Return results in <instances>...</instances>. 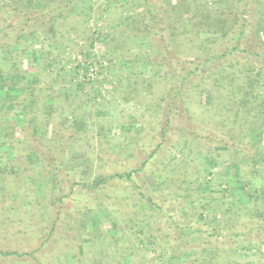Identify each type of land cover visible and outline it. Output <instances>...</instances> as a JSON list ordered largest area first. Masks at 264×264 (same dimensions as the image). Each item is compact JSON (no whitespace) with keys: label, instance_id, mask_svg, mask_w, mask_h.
Instances as JSON below:
<instances>
[{"label":"trees","instance_id":"obj_1","mask_svg":"<svg viewBox=\"0 0 264 264\" xmlns=\"http://www.w3.org/2000/svg\"><path fill=\"white\" fill-rule=\"evenodd\" d=\"M239 1L242 2L241 9L236 10L234 8ZM128 5L138 9V12L134 15H123L122 10ZM89 19L94 21L93 31L87 29ZM72 35L75 36V41L82 39L89 49H98L101 60H107L110 64L116 58L130 65H137L138 58L139 61L146 62L145 54L141 53L137 57L130 55L129 50L149 39L150 61L146 64L152 63L155 68L167 72L168 75L162 80L167 93H162L154 103L156 109H163V118L157 123L162 143L168 139L171 128H174L172 120L176 116L193 119L189 103L185 101L191 94L192 102L203 114L205 123H202V127L195 125L192 129L190 126L180 130L182 136L187 137L189 142H196L201 146L225 147L245 157L247 161L243 164V170L248 174V185L253 192L248 196L249 201H264V146L254 142L255 133L252 127L255 121L264 124V0H0V175L3 177V184H7L8 160L11 162L13 159L15 162L20 150L27 152L25 157L29 155L43 163L52 172L51 176L55 177L53 169L62 164L63 159L56 157L55 151L58 148L52 143L64 142L59 147L61 154H57L63 157L70 152L66 153V148L75 141V133L85 131L84 123L73 109V103L71 106L69 102L64 104L63 111H57L55 103L40 114L41 104H45L46 97L62 96L57 93L58 89L45 84V78H50V71L60 56L69 47L75 46ZM28 55H33L32 65L26 62L25 57ZM96 64L99 71L103 70L98 62ZM60 71L63 72V69ZM95 80L81 79L82 83L79 82L75 87L82 91L84 84L93 83ZM69 82L71 83L70 80ZM119 83L112 84L111 93L118 92L121 87ZM135 83L130 82L129 86H137ZM205 91L211 92L209 106L200 100ZM13 102H19L32 115L28 126L22 127L21 132L15 130V124L8 120V105ZM46 110L50 111L47 113ZM57 112L60 113L53 116ZM60 130L63 135L64 132L74 131L68 135L69 143L59 134ZM49 132L52 135L47 139ZM58 134L60 136L55 138ZM40 140L48 152L40 149ZM4 146L8 150L2 149ZM250 151L253 153L250 154ZM155 153L156 151L153 154ZM149 160L151 158L143 161L140 169L99 176L94 183H82V186L94 192L100 189V184L108 181L114 180L118 183L123 177L132 179L134 172L149 166L152 162ZM239 168L236 166V176L243 178ZM85 177L83 175L81 181ZM57 182L62 193L59 198L60 210L65 197L64 191L68 188H63L66 182ZM8 184L3 186L8 189ZM140 196V200L146 198L142 194ZM154 197L155 194L148 197V202L160 211V219L162 216L166 217V209L160 208ZM10 201L8 203L4 199L0 200V229L6 231L8 214L14 213L9 228L15 230L17 235L25 233L27 237V229H17L22 213L27 210L22 211L20 206H13L19 202L13 195H10ZM162 201L164 204L170 202L169 199ZM59 210L56 213L58 215ZM230 210L231 207H228V215ZM243 216L247 219H258L254 225L244 224L243 227H250L247 230L233 232L230 226L224 234L230 238V243H237L236 237H250L252 229L257 226L260 228L258 234L264 233V207L256 216L247 213ZM14 218H17L18 223ZM230 218L232 217H227L224 225L230 222ZM129 220L131 225L126 226L139 228L135 219ZM212 221L216 219L213 217ZM179 224L172 214L168 215L164 229H159L161 235H149L145 241L133 237L132 241L137 248H149L151 252H155V247L160 245L158 242H164L167 250L162 251L160 258L164 256L163 253L168 256L178 248L192 245L196 250L201 247L203 264H238L235 245L222 247L223 242L217 241L219 231L206 234L205 243L197 247L194 241L184 237V230L189 227ZM52 229H55V225L49 229L41 245L48 240L57 241ZM138 230L135 234L139 236ZM169 230L171 233L166 232ZM5 239H1L2 242ZM258 239L259 235L247 241L252 245ZM4 242L0 256L8 257L11 260L8 264H44L33 253L9 251L8 243ZM88 252L83 255L86 262L93 260L95 264L131 263V257L127 261L122 256L120 262L117 255L107 250L100 256ZM71 258L76 259L77 263H83L75 255ZM171 258L176 256H169V261Z\"/></svg>","mask_w":264,"mask_h":264},{"label":"rangeland","instance_id":"obj_2","mask_svg":"<svg viewBox=\"0 0 264 264\" xmlns=\"http://www.w3.org/2000/svg\"><path fill=\"white\" fill-rule=\"evenodd\" d=\"M241 4L239 1L234 9L240 10ZM129 10L130 12H125L130 15L138 12V9ZM86 26L93 31L94 21L89 19ZM75 40L72 35L75 46L72 45V48L69 47L60 56L50 71V78H45V84L58 89L57 93L62 96L46 97L45 104H41L40 114L55 103L57 111L65 110L64 104L69 102L71 106L73 103L75 108H72L84 123L85 131L75 133L76 139L70 144L68 135L74 131L64 132L63 135L60 130L59 134L64 136L70 146L66 148V153L70 152L63 157L57 156L61 154L59 147L64 142L52 143L58 148L55 151L56 157L63 159V163L53 169L56 178L51 176L52 172L43 163L29 155L25 157L27 152L20 150L21 153L19 148L15 162L13 159L11 162L8 160V178L5 182L9 184L6 189L3 185L7 184H3V177L0 175V200L10 203V195H13L19 201L13 206H20L22 211L27 210L22 213V219H19V226L17 225L20 231L27 229V237L25 233L17 235L15 230L9 228L14 213L8 212V227L4 232L0 229L1 239L6 238L8 241L5 239L6 244L8 243L7 249L33 253L44 264H95L93 260L86 262L84 253L89 251L90 254L100 256L106 250L117 255L120 262L122 256L127 261L131 259L128 264H203L201 247L199 250L192 248V245L181 247L168 256L163 253L164 256L160 258L162 251L167 250L164 242H158L160 245L155 247V252H151L149 248H137L132 241L133 237L145 241L149 235H161L159 229H164L168 215L172 214L178 223L189 227L184 230V237L194 241L197 247L205 243L206 234L219 231L217 241L223 242L222 247L235 245L238 264L248 261L251 264H264V233L258 234L259 226L252 229L250 237H236L237 243H230V238L224 235L230 226L235 232L249 229L250 227H243L246 223L254 225L258 218H244V213L256 216L263 211V200L249 201L248 198L253 192L248 185V174L243 170L246 158L225 147L201 146L196 142H189L180 133L186 127H202L204 122L203 114L195 107L191 94L185 101L189 103L193 119L176 116L172 120L174 128H171L168 139L162 143L157 123L163 118V109H156L154 103L162 93H167L162 80L168 75L167 72L155 68L152 63L146 64L150 61V40L145 39L142 45L130 48V55L139 57V54H145L147 61L142 62L138 58L137 65L122 63L118 58L110 64L107 60H101L98 49H89L82 39ZM25 58L28 65L34 63L33 55ZM80 61L98 62L103 68L97 80L84 84L82 91L75 87L82 83L78 76ZM133 81L138 88L129 86ZM118 82L121 84L118 92L111 93L112 84ZM210 93L205 91L200 99L206 106L210 105ZM124 99L127 100L123 102ZM8 111V120L15 124V130L21 132L22 127L28 126L32 115L19 102L8 105ZM49 111L46 110L47 113ZM252 127L255 133L254 142L264 146V124L255 121ZM59 134L54 137L58 138ZM51 135L49 132L47 139ZM38 145L41 150H45L41 140ZM150 158L149 161L152 162L149 166L134 172L132 179L123 177L118 183L114 180L108 181L100 184V189L94 192L82 186V183H94L99 176L140 169V164ZM14 166L17 168L13 169ZM236 166L240 167V174L244 175L245 180L236 176ZM83 175L86 177L81 181ZM58 180L66 182L63 188H68L64 191L65 197L60 210L59 198L62 193ZM139 193L146 198L140 200L142 197ZM154 194L159 207L166 209L167 216H162L161 219L160 211L147 200ZM162 199H169L170 202L164 204ZM239 206L242 207L238 208ZM228 207H231L229 215ZM58 210L60 215L56 214ZM230 216V222L224 225ZM213 217L217 222L212 221ZM130 218L135 219L139 228L126 226ZM13 220L18 223L17 218ZM54 225L52 233H55L57 241L48 240L41 245ZM136 230L140 232L139 236L135 234ZM166 232L171 233L170 230ZM258 235L259 239L255 243L248 244V239H255ZM1 239L0 249L4 242ZM70 255H75L83 263H77ZM169 256L176 258L169 261ZM10 261L8 257L0 256V264H8Z\"/></svg>","mask_w":264,"mask_h":264},{"label":"built area","instance_id":"obj_3","mask_svg":"<svg viewBox=\"0 0 264 264\" xmlns=\"http://www.w3.org/2000/svg\"><path fill=\"white\" fill-rule=\"evenodd\" d=\"M79 67H80V69H78L80 74L79 76L82 80L86 79V81H93L98 76H100L101 71H99L96 63H90L88 61L87 62L80 61Z\"/></svg>","mask_w":264,"mask_h":264},{"label":"crops","instance_id":"obj_4","mask_svg":"<svg viewBox=\"0 0 264 264\" xmlns=\"http://www.w3.org/2000/svg\"><path fill=\"white\" fill-rule=\"evenodd\" d=\"M131 7H132L131 5L125 6V7L123 8V10H122V11H123L122 14H123V15H127V16H129L130 14H129V13H126L125 11L128 10L127 12H130L129 9H130Z\"/></svg>","mask_w":264,"mask_h":264}]
</instances>
